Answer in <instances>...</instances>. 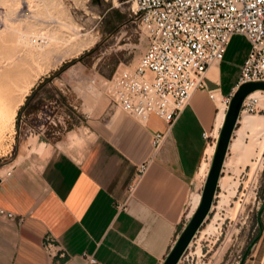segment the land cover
I'll list each match as a JSON object with an SVG mask.
<instances>
[{
	"label": "crops",
	"instance_id": "0c3cea01",
	"mask_svg": "<svg viewBox=\"0 0 264 264\" xmlns=\"http://www.w3.org/2000/svg\"><path fill=\"white\" fill-rule=\"evenodd\" d=\"M236 36L222 61L206 71V88L220 97L237 89L248 53L240 36L244 57L226 82L223 64ZM60 78L46 84L37 78L17 109V128L32 117L39 122L47 111L73 117L89 140L80 149H57L43 170L23 162L1 178L0 210L14 218L0 214V264H86L85 256L97 264H163L200 202L205 181L197 178L199 168L221 129L215 99L206 90L195 91L154 150L153 134L166 130L164 121L151 116L142 125L116 114L86 120L79 84ZM51 84L52 97L38 106L39 91ZM60 131L65 130L48 132Z\"/></svg>",
	"mask_w": 264,
	"mask_h": 264
},
{
	"label": "rangeland",
	"instance_id": "374dc122",
	"mask_svg": "<svg viewBox=\"0 0 264 264\" xmlns=\"http://www.w3.org/2000/svg\"><path fill=\"white\" fill-rule=\"evenodd\" d=\"M15 33L27 36L25 39L30 41L27 46L37 53L24 57L23 68L27 69L24 82L40 74L46 84L65 75L68 82L80 86L84 101L81 112L86 120L111 114L126 115L112 104L109 81L113 75L131 74L146 48V36L131 0H0V39ZM236 38L223 64L226 82L244 57V43L240 36ZM67 69L70 70L65 73ZM38 94L39 106L52 97V84ZM255 97L258 102L254 112L244 113L264 117V92ZM42 120V116L39 122L32 117L26 126L18 129L15 116L11 131L0 129L1 178L23 162H31L43 170L57 149H80L89 140L86 129H78V121L73 117L65 118L62 127L45 125L43 129L47 132L40 137L23 131ZM238 127L236 123L234 130ZM50 129L65 131L52 136ZM69 130L76 132L71 143L64 137ZM257 134L253 129L244 130L243 146L250 147ZM32 141L45 142L46 146L40 151L34 150ZM244 152L237 151L235 155L227 150L225 159L231 161V166L220 173L224 185L217 186L207 218L177 264L264 263V154L260 164L252 168L247 163L248 159L253 162L254 159Z\"/></svg>",
	"mask_w": 264,
	"mask_h": 264
},
{
	"label": "built area",
	"instance_id": "2783aa9c",
	"mask_svg": "<svg viewBox=\"0 0 264 264\" xmlns=\"http://www.w3.org/2000/svg\"><path fill=\"white\" fill-rule=\"evenodd\" d=\"M131 1L147 44L131 74L113 75L109 81L112 104L142 125L151 116L164 121L166 130L153 134L154 150L161 146L195 91L206 90L209 98L215 99L218 92L206 88V71L222 61L233 36L244 37L249 45L237 87L264 81V0ZM231 96L221 97L225 112ZM257 102L255 96L246 97L241 111L254 112ZM42 118L41 123L26 129L29 135L44 133L43 127L56 125V121L64 126L67 117L44 113ZM203 137L207 139L209 134L204 132ZM143 169L141 166L140 170ZM0 214L14 218L3 210ZM49 246L46 243L50 251ZM85 261L97 264L92 256H85Z\"/></svg>",
	"mask_w": 264,
	"mask_h": 264
},
{
	"label": "bare ground",
	"instance_id": "6f19581e",
	"mask_svg": "<svg viewBox=\"0 0 264 264\" xmlns=\"http://www.w3.org/2000/svg\"><path fill=\"white\" fill-rule=\"evenodd\" d=\"M13 29H11V30H13ZM9 31H10V29H9ZM3 36H5V35L3 34ZM1 37H2V35H1ZM5 37H4L5 39L1 38L3 41H2V43H0V129L3 131H11L13 129L15 115H16V112H17L19 105L22 103L24 97L29 93L30 89L32 88V86L34 85L35 81L40 76V74L36 75L35 77H33L31 79H29V77L28 78L26 77L29 80H26L25 82L23 81L24 75H26V74H24V72L27 70V69L24 70L25 68H23L24 57L26 55H34L37 53L35 51L29 49V46H27V43L30 42L28 39H25L27 36L15 33V35H12V37H10V35H9V37L8 36H5ZM237 39L238 38H236V40ZM25 40H28V41L25 42ZM232 43H234V42H232ZM31 48H34V47H31ZM233 48H235V47H233ZM232 51H231V55H232V53H234V51L233 52ZM18 52H20V54H17ZM36 59H38V58H36ZM27 66H29V64ZM29 67H32V66L30 65ZM44 71H42V72H44ZM25 73H27V72H25ZM260 92L261 91L256 90V91L250 93L247 96V98L251 97V96H257ZM215 102H216L217 110H218L217 114H216V117H217L216 125H217V127H222L224 117H225V106L221 102V97L218 94L215 97ZM244 112L245 111H241V113L238 117L237 124L239 125V127L233 131V135L231 137V140L229 142V146H228L227 150L232 151L233 153L237 152V151H239L241 153V151L245 150V152L248 153L247 149L249 148L248 150L250 152L248 154L249 155L251 154V157L254 159V162L249 161V159L247 158L248 159L247 165H251L252 168H255V167H257L256 165L260 164V162L262 160V156L264 154V117L263 116L256 117V116L251 115V114H245ZM246 129H250V130L253 129V130H256L258 133L257 136H253V137H255V139H252L254 142H252L251 146L247 147V148L244 147L245 145L243 146V144H244L243 143V137L245 136L244 130H246ZM214 135L218 140L219 134L214 132ZM75 137H76V132H74V131L68 132V134L66 136L67 143H71ZM32 142L34 144V147H33L34 150H41L46 145V143L42 142V141L41 142L32 141ZM216 143H217V141L214 142L212 145H209L206 148V150L204 151L205 152V158H204L203 162L201 163V166L199 168V172L197 175V178L200 180H203V181L206 180V177H207L210 165H211V161H212V158H213V155L215 152ZM240 153H237V154H240ZM248 154H245L244 156H246ZM232 156H233V154H232ZM203 157H204V155H203ZM245 162H247V161H245ZM230 166H231V161L225 159L223 166H222V169H221V172H223L224 168H227ZM229 170L227 169V171H229ZM223 178L224 177L219 176L217 186H220L223 184ZM214 197H215V195H214ZM221 201H223V200H221ZM223 204H224V201H223ZM218 208H219V205H218Z\"/></svg>",
	"mask_w": 264,
	"mask_h": 264
},
{
	"label": "water",
	"instance_id": "95a60500",
	"mask_svg": "<svg viewBox=\"0 0 264 264\" xmlns=\"http://www.w3.org/2000/svg\"><path fill=\"white\" fill-rule=\"evenodd\" d=\"M264 91V81L246 82L237 87L231 96L224 121L219 131L215 152L202 189L199 205L182 229L173 248L167 255L163 264H177L186 251L192 238L207 218L217 188L218 179L225 160V155L236 126L244 99L252 92Z\"/></svg>",
	"mask_w": 264,
	"mask_h": 264
},
{
	"label": "trees",
	"instance_id": "16d2710c",
	"mask_svg": "<svg viewBox=\"0 0 264 264\" xmlns=\"http://www.w3.org/2000/svg\"><path fill=\"white\" fill-rule=\"evenodd\" d=\"M65 68V66H63L62 68H61V70H63Z\"/></svg>",
	"mask_w": 264,
	"mask_h": 264
}]
</instances>
